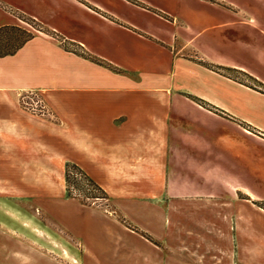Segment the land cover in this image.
I'll list each match as a JSON object with an SVG mask.
<instances>
[{"label": "crops", "instance_id": "crops-1", "mask_svg": "<svg viewBox=\"0 0 264 264\" xmlns=\"http://www.w3.org/2000/svg\"><path fill=\"white\" fill-rule=\"evenodd\" d=\"M62 2L82 18L57 24ZM216 4L0 0V29L30 33L25 15L48 31L0 56V192L32 199L78 237L98 217L112 242L134 247L143 262L148 250L168 260L109 213L69 197V166L143 232L164 236L171 248L193 246L186 250L199 263L206 253L220 262L223 230L235 236L239 254L255 231L264 237L257 205H264V92L224 73L233 65L216 58L208 38L194 44L206 29L233 26ZM166 6L179 17H163ZM30 92L49 115L21 105Z\"/></svg>", "mask_w": 264, "mask_h": 264}, {"label": "rangeland", "instance_id": "rangeland-1", "mask_svg": "<svg viewBox=\"0 0 264 264\" xmlns=\"http://www.w3.org/2000/svg\"><path fill=\"white\" fill-rule=\"evenodd\" d=\"M104 1L113 2V0ZM206 1L217 3V7H220L217 9V14L222 22L233 21L234 23L232 27L220 25L202 31L195 38L194 44L199 45L205 38H208V42L215 47L216 58L227 60L233 65L232 71L222 70L224 73L264 92V85L256 80L264 79V0ZM191 5V7L199 8L196 2ZM61 6V13L57 16L58 20L55 19L58 21L57 24L61 23V19L64 20L68 17L82 18V14L74 8H69L68 4L62 2ZM163 8L164 11H161V14L166 19L172 20L174 17H179L173 6ZM148 9L153 12L157 10L152 7H148ZM159 11L158 9L157 12ZM45 18L54 19L47 14H45ZM24 22L30 33L40 32L29 19ZM180 24L183 25L181 20ZM196 30L199 29H195V34L201 31V29ZM10 34L17 37L18 41L25 36L24 33L18 31L10 32ZM212 36L213 38L210 39ZM4 42V38L0 35V43ZM241 72L251 75L255 79L244 73L241 74ZM42 104L45 105L41 95L37 93H25L21 97V105L27 111H32L31 109L36 105L39 107ZM67 174L70 178L67 177L66 180L69 197L76 198L83 205L109 213L127 228V233L131 231V233L148 239L152 243V247L162 252L164 259L166 258L168 262L162 261L159 256L149 250L143 254L145 262L141 258L137 259L132 252L134 247L129 250L124 245L119 246L112 242L108 227L106 224H102L98 217H95L96 221L92 220L89 223L91 227L86 230V235L78 237L65 226L55 224L50 217L40 214L36 202L32 199L22 202L20 199L4 196L6 193L0 192V264L199 263L196 260L197 254H189L188 250L193 249V246L187 247L179 242L174 248H171L166 244L164 236H151L137 228L131 218L119 211L116 212L115 206L107 199L101 188L92 184L79 171L68 167ZM257 205L264 209V205ZM192 232L195 233L194 229ZM222 232L221 260L217 262L216 259V263L264 264V237L260 232L255 231L252 246H248L247 250L243 246L241 254H239L235 236L230 231L223 230ZM125 237L127 243L132 241L128 235ZM201 258L205 260L199 264H204V261L205 264H213L214 258L210 253L202 255Z\"/></svg>", "mask_w": 264, "mask_h": 264}, {"label": "trees", "instance_id": "trees-1", "mask_svg": "<svg viewBox=\"0 0 264 264\" xmlns=\"http://www.w3.org/2000/svg\"><path fill=\"white\" fill-rule=\"evenodd\" d=\"M20 16H21V18H23L24 21L26 19H29L35 26L38 27L37 29L39 31H41V32H48L45 29V27L41 23H39L38 21H36L35 19L29 18V17H27L25 15H20ZM14 31H18V32L24 33L25 36L23 37L22 40L18 41V38L17 37H15V36H13V35L10 34V32H14ZM0 35L5 40V42L3 44L0 43V56H7V55H10V54L15 53L25 42H27L29 39H31L33 37V34L32 33H29L27 31H23V30H21V29H19L17 27H5V28H2V29H0ZM228 71H232V69H229ZM242 73L243 72H241V74ZM250 78H252V77H250ZM252 79H254V78H252ZM71 167H73V169L79 171L82 175H84L88 179V177L78 167H76V166H71ZM71 167L69 166V168H71ZM68 176H69V174H67V177ZM89 181L92 184H94L97 187H99L93 181H91V180H89ZM101 191H103V190L101 189Z\"/></svg>", "mask_w": 264, "mask_h": 264}, {"label": "built area", "instance_id": "built-area-1", "mask_svg": "<svg viewBox=\"0 0 264 264\" xmlns=\"http://www.w3.org/2000/svg\"><path fill=\"white\" fill-rule=\"evenodd\" d=\"M30 93H32L33 94V92H30ZM46 105H39V107L36 105V107H34V108H32L31 110V112H34V113H38L39 115H49L50 113H49V110L47 109L46 110Z\"/></svg>", "mask_w": 264, "mask_h": 264}]
</instances>
